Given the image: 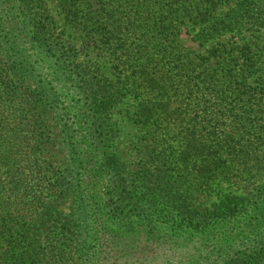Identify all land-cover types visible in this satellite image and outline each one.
<instances>
[{"label": "trees", "instance_id": "16d2710c", "mask_svg": "<svg viewBox=\"0 0 264 264\" xmlns=\"http://www.w3.org/2000/svg\"><path fill=\"white\" fill-rule=\"evenodd\" d=\"M58 1L113 77L87 72L79 97L76 89L66 93L62 61L71 66L69 79L85 61L80 50L57 41L46 1L0 0V264H262L264 197L228 194L209 207L197 199L250 156L251 141H264V42H219L207 55L190 56L179 37L186 17L202 42L263 31L264 0ZM129 92H137L143 130L144 163L134 183H144L136 189L110 151L106 126L108 111ZM54 101L64 111L78 105L88 130L72 142L64 179L54 165L37 160L43 122L35 114L48 117L45 104ZM97 154L102 159L95 167ZM30 164L51 187L66 182L70 189L62 196L77 204L75 212L64 214L57 198L42 210L22 211L14 198ZM100 176L111 186L108 211L89 187ZM5 181L12 191H3ZM225 222L227 232L211 235L213 224ZM165 223L200 235L184 240L163 232ZM133 228V236L143 232L155 245L152 252L129 240Z\"/></svg>", "mask_w": 264, "mask_h": 264}, {"label": "rangeland", "instance_id": "374dc122", "mask_svg": "<svg viewBox=\"0 0 264 264\" xmlns=\"http://www.w3.org/2000/svg\"><path fill=\"white\" fill-rule=\"evenodd\" d=\"M45 1L49 6L54 25L59 32L55 34L57 41L58 39H63L62 41L66 46L70 44L78 49V51L80 50L79 54L77 53L78 57L85 61V63H83L84 68L81 69V74H75L69 79L67 73L72 72L71 66L61 60L64 65V72L61 77H64L67 83L65 87L66 93L75 89L79 92L80 88L83 87L82 77H84L87 72H89V75L93 76L97 75L100 77L105 75L112 78L113 75L111 74V67L108 62L98 53L97 49H95L94 52L92 49L87 50L83 40V32L78 28L73 27L65 20L59 1ZM225 8H227V6L223 5L220 10H224ZM184 19L185 22L181 27L179 37L180 46L183 48L182 50L190 56L207 55L209 50L219 42L237 41L239 43H244L247 39L258 41L259 43L264 42V30L258 31L255 34L248 33L235 37L228 34L226 36L211 39L207 42H202L196 34L199 27L195 26L188 17ZM140 36H142V34L139 35L138 33L137 35H133L131 39ZM67 52L68 51L59 49L57 53L65 54ZM212 64H214V61H212ZM54 68L58 73L63 71V68L60 65H55ZM58 83L59 82L54 81V89L63 91ZM136 93L137 92H129V95L126 98L110 109L106 114L107 133L112 138L110 151L117 155L124 169V173L128 176L130 185L135 189L136 185H143L144 183L143 179L135 181L136 184L134 183V178L141 172L140 170L144 163L139 152L142 144L139 140L143 135V130L139 126L136 118L138 104V99L135 95ZM79 95L80 92L77 95V98ZM45 105L48 106V117H45V112L42 110L35 114V116L43 122V127L39 129V133L43 135V144L42 146H39V149H42L43 153L42 156H38L37 154V160L39 164L54 165L57 170H59L57 177L64 176L63 179L69 178V173H67L69 168H71L69 149H71L73 141L84 139V136L87 135L88 131L86 129L87 124L84 120V114L78 110V105L69 107L66 111L63 110L65 104L62 102L54 101L51 105ZM39 113H42L43 116ZM88 142L89 141L87 140V143ZM249 145L251 146L248 150L251 154L245 161H238L236 165L237 167L228 177L225 178L224 176H220L211 184L207 191H202L198 194L197 200L202 203L204 207H209L214 201H219L228 194H237L252 200L264 197V141H251ZM101 159L102 154H97V165L95 164V167L99 165ZM80 167L79 169L82 174V168ZM33 168L32 164L26 166L23 178H21L22 182H20V186H17L16 188V190L19 191L16 192L14 201L22 208V211L28 214L29 212L26 210V207L35 208V211L42 210L46 204L57 198L59 204L58 209L64 214L68 215L75 212L77 204L71 198H67L66 195L62 196V191L65 192L70 189L66 182L63 180L57 183V185L51 187V182L40 180L43 176H39ZM152 169L153 168H151V170ZM167 173L172 175L170 171ZM18 177L20 176H17V178ZM10 180L11 179L9 178L8 181ZM90 181L91 185L89 184V187H92L94 192L98 194L100 204L108 211L109 198L107 193L111 190L109 181L104 176L91 179ZM2 187L4 192L12 191L10 186H8L7 181L3 183ZM35 196H37L36 199ZM115 225L119 232L127 233V227L123 225L122 221H116ZM162 226L163 232L168 234L178 233L184 240L192 235L190 233L191 230H182L181 226H173L171 223H165ZM138 227L139 226H137V228ZM230 227L231 225L228 222L215 223L212 225L210 233L211 235L216 234L215 236H221L222 233L227 232ZM134 229L136 228L130 230L132 238L129 240L133 241L134 238L137 239V249H144V251L147 250L148 252H152L155 245L147 240V236L143 232L142 234H138L137 232L136 236H133L132 231ZM198 235L200 234L194 233V236H191L190 238H195ZM77 263L78 261H74L72 264ZM262 264H264V260L262 261Z\"/></svg>", "mask_w": 264, "mask_h": 264}]
</instances>
